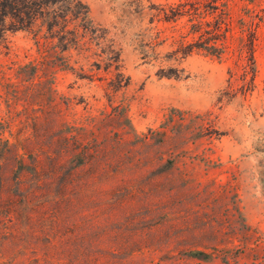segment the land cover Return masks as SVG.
I'll return each instance as SVG.
<instances>
[{
    "label": "rangeland",
    "instance_id": "rangeland-1",
    "mask_svg": "<svg viewBox=\"0 0 264 264\" xmlns=\"http://www.w3.org/2000/svg\"><path fill=\"white\" fill-rule=\"evenodd\" d=\"M81 1L0 45V264H264V0Z\"/></svg>",
    "mask_w": 264,
    "mask_h": 264
},
{
    "label": "trees",
    "instance_id": "trees-1",
    "mask_svg": "<svg viewBox=\"0 0 264 264\" xmlns=\"http://www.w3.org/2000/svg\"><path fill=\"white\" fill-rule=\"evenodd\" d=\"M36 23L63 49L77 44L91 27L89 8L81 0H0V45L7 32L28 30ZM65 35L70 36L66 42Z\"/></svg>",
    "mask_w": 264,
    "mask_h": 264
}]
</instances>
